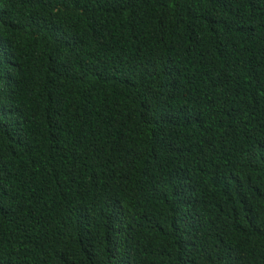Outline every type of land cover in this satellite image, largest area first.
I'll return each instance as SVG.
<instances>
[{
	"label": "trees",
	"instance_id": "obj_1",
	"mask_svg": "<svg viewBox=\"0 0 264 264\" xmlns=\"http://www.w3.org/2000/svg\"><path fill=\"white\" fill-rule=\"evenodd\" d=\"M0 264H264V0H0Z\"/></svg>",
	"mask_w": 264,
	"mask_h": 264
}]
</instances>
